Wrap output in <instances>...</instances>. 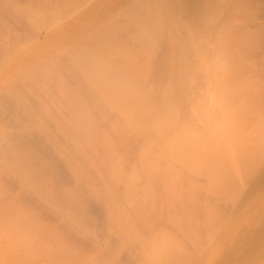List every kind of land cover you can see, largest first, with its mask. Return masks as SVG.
<instances>
[{
  "label": "rangeland",
  "instance_id": "374dc122",
  "mask_svg": "<svg viewBox=\"0 0 264 264\" xmlns=\"http://www.w3.org/2000/svg\"><path fill=\"white\" fill-rule=\"evenodd\" d=\"M158 1L162 15L156 0H112L45 48L67 72L68 131L83 148L96 137L89 156L103 165L90 164L99 173L82 188L86 208L67 201L47 232L0 221V264H264V0ZM76 3L32 10L25 28L15 18L31 10L0 0V67L76 15Z\"/></svg>",
  "mask_w": 264,
  "mask_h": 264
},
{
  "label": "bare ground",
  "instance_id": "6f19581e",
  "mask_svg": "<svg viewBox=\"0 0 264 264\" xmlns=\"http://www.w3.org/2000/svg\"><path fill=\"white\" fill-rule=\"evenodd\" d=\"M83 1H85L86 3ZM14 2H16L17 4H21V7L31 10L30 13H25L24 15L23 13L20 12L22 14V17H19L20 14L19 16H17L18 14L16 15L15 20L18 26L20 25L25 28L26 26H23L25 23L30 24L31 18L28 16V14H31V16L35 15L34 11L32 10H39L43 15L46 16L47 12L53 8L60 9L78 2L74 5L76 6V8H78V13L74 15L70 20L58 26L53 32L46 33L34 39L30 49L25 51L20 58L18 57L19 58V59L17 58L18 60L12 61L10 63H6L4 66L0 67V110L5 109L3 111H6L7 114L8 110L11 109L12 112L14 113H12L9 110V112L11 113L8 114H14V115L17 114L16 116H18V118L21 119V122L19 121L17 123L16 122L14 123V121L17 120L15 116L14 117L16 119L14 121L12 120L13 122L10 120V118L8 119L6 117L5 121L7 125L6 124L5 125L9 130L12 128L13 123L16 124V126L17 125L18 126L15 127L13 125L14 126V129L12 128L13 131L9 132L8 134H4V131L2 133V131L0 130V141H2V143H0V221L2 222L10 221V223L12 222L16 223L19 226L20 225L35 226L36 224H39L45 227L47 226L52 227L53 224H58V222H61L65 219L64 215L66 208L68 209L71 206L69 203L72 202V200H77V201L79 200L78 202H82L79 203L80 207L84 201L86 202V198H84L85 195L84 194H83L84 196L82 195L83 192L82 188L83 186L88 184V182H90L92 185L94 184L91 176L92 173L94 172V169H96L92 165L91 168L90 164L94 163L96 166L99 167V165L100 166L103 165V162L100 164L98 163L99 160L95 161L96 163L91 161L92 158L96 156L98 152L96 151L98 149H96L97 147L95 145H99L97 143L95 145L93 144L95 147L94 146L92 147V145H90L93 139H95L94 141L97 140L96 137H94V134H96L97 136V133H95V131L94 133L91 134L92 137L94 138H90L89 141L91 142L90 143L88 142L87 145H84V148L82 145L83 141L81 137L78 136L79 134H77L76 130L71 129L72 131L76 132L74 134L72 133V131L70 130L68 131L69 127L67 125L69 123L68 122L69 120L67 121L66 117H68L69 115L66 114L68 113V108H67L68 105H66L67 96L65 95V92L69 88L65 86V84L68 86L67 81H64V75L67 74V72L63 74L65 68L63 67L64 65L63 66L61 65V63H58V66L60 64L62 69L59 67L58 69H55L57 68L55 67L57 63H53V62L48 63L49 61L46 58L47 52H45V48H48L53 42L62 39L64 36L68 34L73 35L78 33L80 30L84 29L85 24L95 21L94 19H97L99 15L101 16L105 12L112 10V0H97V1L96 0H14ZM81 2H83L84 7H82L83 5H81ZM158 2L159 1L156 0L157 5L155 6L156 8L153 9L154 12L158 13V15L160 12L162 15V11L159 8V6L161 5H159ZM25 18L27 19V22L26 21L24 22ZM127 45L128 44H126V46ZM92 49L91 51L88 50L89 53L88 51L85 53L86 50L84 51L83 57L88 56L87 58L83 59L81 56L83 54H81L79 56L80 58H78L77 56V59L89 60L92 58L91 56L97 57L96 54L94 53L96 52V50L93 52ZM74 58H76V56ZM92 61L93 59H91V62ZM76 62L78 63V60ZM81 62L83 61H79V63ZM85 62H83L82 65ZM91 62L90 64L93 63ZM53 64H54L53 67L55 68L52 67ZM90 66L91 65H89V67ZM75 70H77V68ZM70 77H72V75H70ZM73 79H75V76ZM18 80L21 83L20 84L21 88H19L18 84L16 86H15L16 83L13 84ZM78 87L80 88V86ZM66 94H68V92H66ZM3 114L5 115V112H3ZM2 118H0V124H2V122L3 123L5 122L3 120L4 118L3 119ZM9 121L10 123H12V125L9 123ZM74 125L77 127L78 124L76 125L75 123ZM74 125L72 128H76ZM6 126L4 127L6 128ZM10 126L11 128H9ZM73 135L75 136L74 138ZM69 137L71 138V140L75 141V143L74 142L69 143L70 142ZM40 147H42L43 150ZM88 148H90L89 149L90 151L88 150ZM100 149L99 152L101 151ZM110 153L112 154V150L110 151ZM89 154L92 155L93 157L92 156L90 157ZM111 154H107L108 157ZM106 168L104 167L105 169L104 171L106 172L109 171L106 170ZM102 169L103 168L101 167V171H103ZM65 170L69 171V173L67 171L66 173L68 174L71 173L72 181L70 182L72 183L70 182L65 183V180L67 179ZM90 171L92 173H89ZM97 173H99V170ZM97 173L95 174L94 172L95 178H98L96 177L98 176ZM108 178L110 179L111 177ZM68 180H70L69 177L67 179V182ZM103 180L105 179L103 178ZM66 184H68L69 186H67ZM70 185L72 187L71 189H70ZM66 187H69L70 190H68ZM108 187L109 186L107 184V188ZM109 190L110 189L108 188L107 191L109 192ZM67 201H70L68 202L69 207H66L67 205L65 206V204H67ZM53 206H55V209L56 208L57 209L54 210ZM72 206H75V204L74 205L72 204ZM83 206L84 204L82 205V208ZM75 207L80 208L79 206L77 207V205ZM51 209L55 212L53 213ZM80 209L79 210L74 209V211L76 210L75 212H78L80 211ZM84 210L85 209H83L80 213L78 212L77 214L76 213L75 214L77 216L78 214L79 215L81 214L82 217L83 216L82 214H84L83 213ZM67 213L68 212H66V214ZM108 214L107 216L110 217L109 215L111 214L109 215ZM108 217H107V221L109 219ZM110 220L112 221V219ZM111 221L109 223H112ZM57 226L60 228L63 227V225L62 227L59 225ZM58 227L57 229H59ZM47 229L48 227L45 228L46 232ZM57 229H55V231ZM50 230L52 233L51 228ZM58 233L60 232L58 231ZM64 234L62 233L61 236L63 237ZM57 236H55L56 239ZM62 237L57 240L55 239L56 246H57L56 241H58V246H59L60 244L59 240L62 239ZM66 238L67 237H65V240ZM72 238L75 239L74 237ZM64 241H62L61 244H63ZM67 242L70 243L69 241H66L65 243L67 244ZM49 244L48 246L50 247L51 242ZM71 244L74 243L71 242ZM77 246L79 247L81 245H77ZM70 247H72V245ZM81 247H79V249ZM72 249L73 247L71 248V250ZM68 250L65 249L64 251H68ZM47 251L49 252V250ZM56 251L58 252V250ZM53 253L51 254L55 255ZM76 253H80V252L76 251ZM57 255L60 254L58 253ZM61 256L64 255L61 254ZM59 258L57 256L58 260H60Z\"/></svg>",
  "mask_w": 264,
  "mask_h": 264
}]
</instances>
